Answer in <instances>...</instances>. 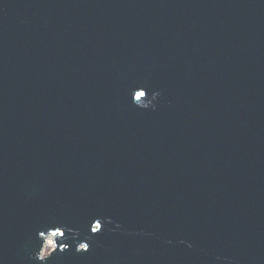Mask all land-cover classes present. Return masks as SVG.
<instances>
[{
  "label": "water",
  "instance_id": "water-1",
  "mask_svg": "<svg viewBox=\"0 0 264 264\" xmlns=\"http://www.w3.org/2000/svg\"><path fill=\"white\" fill-rule=\"evenodd\" d=\"M56 226L91 249L46 264H264V0H0V264Z\"/></svg>",
  "mask_w": 264,
  "mask_h": 264
},
{
  "label": "clouds",
  "instance_id": "clouds-1",
  "mask_svg": "<svg viewBox=\"0 0 264 264\" xmlns=\"http://www.w3.org/2000/svg\"><path fill=\"white\" fill-rule=\"evenodd\" d=\"M143 93V95H141ZM161 93L158 90L149 91L144 87H138L134 90L133 103L141 109L155 110L157 102ZM108 223H113L111 217L107 218ZM105 218H97L91 226V234L100 233L103 230ZM121 226L116 225V229ZM116 229H113L115 231ZM72 233V239L75 242V251L78 253L88 252L91 249V244L88 238H81V233L78 229L66 228V226H56L55 230L49 228L47 231H39L38 238L42 242L39 251L33 256V259L38 260L40 264H46V262L56 253L58 250L61 252L68 251L71 245L67 242L58 243L59 240L65 238L66 233ZM169 243H172L169 241ZM181 243H185L181 241ZM188 247H192L189 243ZM219 259V258H218Z\"/></svg>",
  "mask_w": 264,
  "mask_h": 264
},
{
  "label": "snow or ice",
  "instance_id": "snow-or-ice-1",
  "mask_svg": "<svg viewBox=\"0 0 264 264\" xmlns=\"http://www.w3.org/2000/svg\"><path fill=\"white\" fill-rule=\"evenodd\" d=\"M141 95H143V93H141Z\"/></svg>",
  "mask_w": 264,
  "mask_h": 264
}]
</instances>
